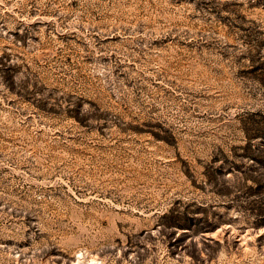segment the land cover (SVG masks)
I'll use <instances>...</instances> for the list:
<instances>
[{
	"label": "rangeland",
	"instance_id": "374dc122",
	"mask_svg": "<svg viewBox=\"0 0 264 264\" xmlns=\"http://www.w3.org/2000/svg\"><path fill=\"white\" fill-rule=\"evenodd\" d=\"M0 264H264V0H0Z\"/></svg>",
	"mask_w": 264,
	"mask_h": 264
}]
</instances>
